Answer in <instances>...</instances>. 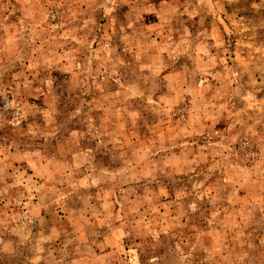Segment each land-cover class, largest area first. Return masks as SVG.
<instances>
[{
    "label": "rangeland",
    "instance_id": "374dc122",
    "mask_svg": "<svg viewBox=\"0 0 264 264\" xmlns=\"http://www.w3.org/2000/svg\"><path fill=\"white\" fill-rule=\"evenodd\" d=\"M0 264H264V0H0Z\"/></svg>",
    "mask_w": 264,
    "mask_h": 264
}]
</instances>
